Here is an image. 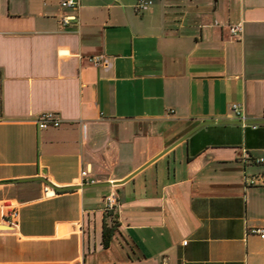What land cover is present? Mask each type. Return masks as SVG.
<instances>
[{
	"label": "crops",
	"instance_id": "1",
	"mask_svg": "<svg viewBox=\"0 0 264 264\" xmlns=\"http://www.w3.org/2000/svg\"><path fill=\"white\" fill-rule=\"evenodd\" d=\"M62 1L0 0V264H264V0Z\"/></svg>",
	"mask_w": 264,
	"mask_h": 264
},
{
	"label": "built area",
	"instance_id": "2",
	"mask_svg": "<svg viewBox=\"0 0 264 264\" xmlns=\"http://www.w3.org/2000/svg\"><path fill=\"white\" fill-rule=\"evenodd\" d=\"M153 4V0H140L136 5V10L141 12L147 9L150 5ZM62 6L65 9H71L75 13L73 15H64L61 18V23L63 26H68L73 23H79V12L81 7V0H63ZM243 28L240 25H233L230 27V32L232 37H238L241 35ZM92 61L96 64H100L102 61L101 57H94ZM232 111L235 113L237 119L241 120L242 123H246L244 109L240 104H233L231 106ZM61 120L57 117L55 113H44L41 115L40 119L38 120L39 128L47 129L50 127L58 128L61 126ZM253 128H258L259 124H252ZM244 161L247 163L250 160L254 166L260 167L261 171L258 174L259 176H264V157H256L252 158L248 152L244 154ZM83 178L88 176V171H83L82 173ZM94 181H87L86 184H93ZM249 185L255 186L257 185L256 177H253L249 180ZM47 194H49V188H46ZM119 205V197L117 192L112 191L106 198L104 203V211L106 213L113 212ZM10 217L12 218L11 226L18 228V212L16 210H11L9 212ZM6 216V215H5ZM256 233H260L264 238V229H257L255 230Z\"/></svg>",
	"mask_w": 264,
	"mask_h": 264
},
{
	"label": "trees",
	"instance_id": "3",
	"mask_svg": "<svg viewBox=\"0 0 264 264\" xmlns=\"http://www.w3.org/2000/svg\"><path fill=\"white\" fill-rule=\"evenodd\" d=\"M118 224L116 221L112 222V225L104 224L103 229V246L104 248H108L114 236L115 230L117 229Z\"/></svg>",
	"mask_w": 264,
	"mask_h": 264
},
{
	"label": "water",
	"instance_id": "4",
	"mask_svg": "<svg viewBox=\"0 0 264 264\" xmlns=\"http://www.w3.org/2000/svg\"><path fill=\"white\" fill-rule=\"evenodd\" d=\"M251 124H256L257 121H248ZM242 121H207L205 123V125H209V124H241ZM101 185V184H100ZM91 186H98L96 184H93ZM55 190L57 191H66V190H72L77 188L76 186H72V187H63V188H59V187H54Z\"/></svg>",
	"mask_w": 264,
	"mask_h": 264
}]
</instances>
